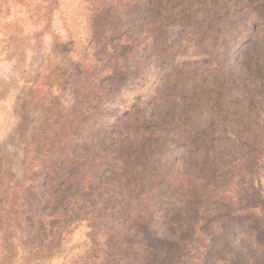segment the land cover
<instances>
[{
    "label": "rangeland",
    "instance_id": "obj_1",
    "mask_svg": "<svg viewBox=\"0 0 264 264\" xmlns=\"http://www.w3.org/2000/svg\"><path fill=\"white\" fill-rule=\"evenodd\" d=\"M0 264H264V0H0Z\"/></svg>",
    "mask_w": 264,
    "mask_h": 264
}]
</instances>
